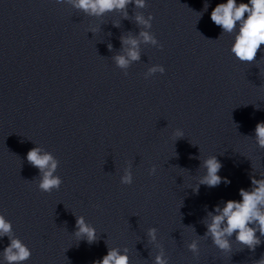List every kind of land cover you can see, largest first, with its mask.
I'll return each mask as SVG.
<instances>
[{"label":"clouds","instance_id":"1","mask_svg":"<svg viewBox=\"0 0 264 264\" xmlns=\"http://www.w3.org/2000/svg\"><path fill=\"white\" fill-rule=\"evenodd\" d=\"M65 0H56V3H63ZM75 9L82 11L88 16L102 17L106 13L121 12L124 19H128V6L134 5L135 8L143 9L147 7L146 0H67ZM208 3L204 4V10L207 11ZM211 21L221 27L222 34L235 33L231 45V53L240 62H254L261 46L264 45V0H248V3H237V0H227L226 3H218L211 11ZM154 17L149 14L146 18L143 14L135 15V22L142 26L144 30L138 33V36L129 34L122 36L120 43L124 54H117L113 57L116 66L120 69H127L131 63L140 60V44L158 45L162 48L155 35L150 31ZM119 27L118 24L114 25ZM93 32L95 29L92 30ZM221 34V35H222ZM220 35V36H221ZM220 38V37H219ZM218 38V39H219ZM109 51L112 45H108ZM165 68L162 65H155L149 68L145 76H151L155 73L164 74ZM127 75V72H125ZM176 140L184 137L181 129H176L173 133ZM255 140L257 145L264 149V122L257 123L255 126ZM27 161L40 172L38 188L45 193H51L53 190H59L62 179L55 175L59 161L49 152L39 147L31 148L26 156ZM204 174L198 178L193 191L198 193L200 185L210 188L219 186L222 182L225 185L231 183L226 177L218 175L223 167L216 155H210L201 163ZM156 172V167L149 169V175ZM251 177V187L246 190L239 189L240 200L229 199L214 206L212 211L206 210V216L202 223L206 227L203 237H197L187 244V249L194 257L199 256L200 238H210L212 244L223 253L232 251L233 237L235 242L255 252L256 248L264 243L261 238L264 237V173ZM123 185L133 183V175L130 169H125L120 177ZM76 230L73 233L77 240H86L89 244L96 242V228L88 223L84 216H76ZM259 233V235H257ZM158 229L151 227L147 231V237L151 242L157 240ZM7 237L8 245L3 249L2 256L5 264H24L31 258V250L13 231L11 221L6 219L5 215L0 213V238ZM94 264H131V258L128 255V249L125 247L121 251L118 247H109L107 254L94 262ZM153 264H169L163 251L155 256ZM255 264H264V254Z\"/></svg>","mask_w":264,"mask_h":264}]
</instances>
